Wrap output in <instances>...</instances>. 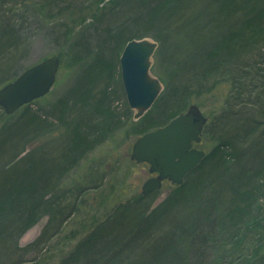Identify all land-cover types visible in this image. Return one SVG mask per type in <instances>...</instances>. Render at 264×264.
Returning a JSON list of instances; mask_svg holds the SVG:
<instances>
[{"label": "trees", "instance_id": "obj_1", "mask_svg": "<svg viewBox=\"0 0 264 264\" xmlns=\"http://www.w3.org/2000/svg\"><path fill=\"white\" fill-rule=\"evenodd\" d=\"M60 3L44 0L51 12ZM95 8L92 32L66 43L70 68H79L68 92L10 116L0 106V264L40 253L100 188L94 164L86 182L65 186L120 130L117 101L131 120L120 57L144 38L159 45L152 72L164 90L132 124L135 135L226 85L224 107L202 138L213 148L160 204L157 191L119 204L58 264H264V0H97ZM1 17L0 89L22 72L27 40ZM44 217L41 234L21 247Z\"/></svg>", "mask_w": 264, "mask_h": 264}, {"label": "rangeland", "instance_id": "obj_2", "mask_svg": "<svg viewBox=\"0 0 264 264\" xmlns=\"http://www.w3.org/2000/svg\"><path fill=\"white\" fill-rule=\"evenodd\" d=\"M5 2L0 4V18L3 15L20 32L22 31L27 39L26 50L18 64L21 71L47 58L58 57L61 60V69L57 84L49 94V101L67 93L73 86L79 68H70L72 66L69 65L66 56V43L70 39H79L83 35L82 32L87 31L88 28L89 32H92V24L97 21L95 17L97 0H61L60 5L52 12L45 7L44 0H5ZM10 2L17 4H9ZM65 32L67 37L64 39ZM226 89L227 86L222 85L210 93L202 91L204 94L195 100V104L208 119L222 111L228 93ZM115 106L122 116L120 130L108 144L92 152L83 163L70 172L65 186L86 182L90 174L89 168L94 164L95 170L104 177V181L99 185L100 188L89 190L88 195L84 197L88 203L81 211L70 219L61 233L43 247L40 253L26 255L23 264H58L81 237L116 206L141 195L144 183L153 177L149 172V165L131 160L133 146L139 139L132 126L137 122L134 111L131 110V120L128 121L123 100L117 101ZM212 148L209 139L198 146V149L205 151L206 154ZM173 188L174 184L169 181L164 182L163 187L155 194L154 206L164 201ZM262 214L264 217V208ZM47 222L48 217L40 220L22 236L19 245L25 247L33 242L41 234Z\"/></svg>", "mask_w": 264, "mask_h": 264}, {"label": "water", "instance_id": "obj_3", "mask_svg": "<svg viewBox=\"0 0 264 264\" xmlns=\"http://www.w3.org/2000/svg\"><path fill=\"white\" fill-rule=\"evenodd\" d=\"M158 47L151 38L133 39L126 44L120 57L124 91L136 121L152 109L164 90L163 83L152 72ZM60 69L58 57L47 58L25 69L0 89V106L10 116L48 96ZM207 123L199 106L192 104L165 126L147 132L135 142L131 160L149 165V172L156 175L144 183L143 195L159 191L166 181L182 185L202 163L206 152L196 145L202 142Z\"/></svg>", "mask_w": 264, "mask_h": 264}, {"label": "flooded vegetation", "instance_id": "obj_4", "mask_svg": "<svg viewBox=\"0 0 264 264\" xmlns=\"http://www.w3.org/2000/svg\"><path fill=\"white\" fill-rule=\"evenodd\" d=\"M156 175H153V177H155Z\"/></svg>", "mask_w": 264, "mask_h": 264}]
</instances>
